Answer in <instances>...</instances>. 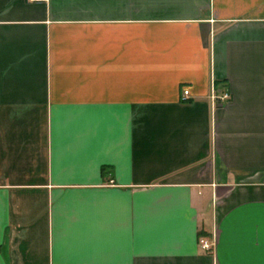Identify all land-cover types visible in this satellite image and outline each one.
I'll return each instance as SVG.
<instances>
[{"label":"crops","instance_id":"1","mask_svg":"<svg viewBox=\"0 0 264 264\" xmlns=\"http://www.w3.org/2000/svg\"><path fill=\"white\" fill-rule=\"evenodd\" d=\"M0 264H264V0H0Z\"/></svg>","mask_w":264,"mask_h":264},{"label":"built area","instance_id":"2","mask_svg":"<svg viewBox=\"0 0 264 264\" xmlns=\"http://www.w3.org/2000/svg\"><path fill=\"white\" fill-rule=\"evenodd\" d=\"M30 1H42V0H30ZM183 96L186 98V97H188L189 96V90H184V93H183ZM229 94L228 93H225L222 97H221V99L222 100H227V99H229ZM201 245H202V247L204 248V249H206V250H212L213 249V244L212 243H210L209 242V240H207V239H202L201 240Z\"/></svg>","mask_w":264,"mask_h":264},{"label":"rangeland","instance_id":"3","mask_svg":"<svg viewBox=\"0 0 264 264\" xmlns=\"http://www.w3.org/2000/svg\"><path fill=\"white\" fill-rule=\"evenodd\" d=\"M210 242V241H209ZM210 243H212V242H210Z\"/></svg>","mask_w":264,"mask_h":264}]
</instances>
